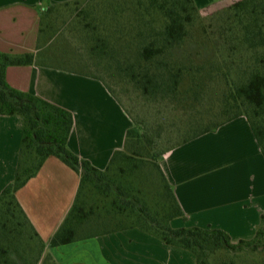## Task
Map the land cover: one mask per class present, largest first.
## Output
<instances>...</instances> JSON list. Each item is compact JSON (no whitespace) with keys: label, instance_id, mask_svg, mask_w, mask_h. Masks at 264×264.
I'll return each instance as SVG.
<instances>
[{"label":"trees","instance_id":"obj_1","mask_svg":"<svg viewBox=\"0 0 264 264\" xmlns=\"http://www.w3.org/2000/svg\"><path fill=\"white\" fill-rule=\"evenodd\" d=\"M88 1L75 0L44 8L36 53L0 52V115L23 119L15 177L0 193V264H38L41 259L43 242L20 206L16 192L37 175L49 157L59 159L80 177L73 205L51 238V247L136 228L167 246L191 253L195 264H211V257L218 252L238 254L264 249V217L252 239L237 243L218 229L171 227L170 222L183 217V213L157 159L175 146L162 152L153 151L152 145L146 144V133L132 122L134 126L126 132L122 150L113 153L104 170H98L67 147L73 125L69 111L7 84L5 72L8 67L48 63L50 58L42 55L41 42L66 9L74 14L72 18L78 19L87 45V57L95 70L109 72L114 69V73L138 87L147 97L176 98L187 79L191 82L190 91L197 96L202 92L203 79L213 78L211 70H194L177 64L175 59L177 51L183 48L200 21L194 0H99L84 8L82 5ZM217 18L221 23L217 31L219 38L224 36L231 40L222 63L244 57L248 62L240 63L235 69L232 66L223 67V70L217 68L216 73L224 81V90L220 94L218 110L211 109L214 120L201 125L202 120L193 117L187 136L180 144L244 116L264 157V0H238L217 13ZM201 28L206 32L205 26ZM127 36L131 38L132 46L124 40ZM70 72L101 81L120 104L103 77ZM146 164L154 166L161 179L164 203L157 210L137 195L138 190L129 180L135 170ZM95 197L103 201L102 207ZM118 217H125L129 223L123 224L122 219L117 221ZM100 219L104 224L96 226L102 231L89 235L80 232L84 226ZM108 220L116 221L113 228H108ZM33 239L39 246L35 259L23 254L32 251ZM20 249L25 251L20 253ZM11 253H17L18 258H12ZM41 264L56 263L46 254Z\"/></svg>","mask_w":264,"mask_h":264},{"label":"crops","instance_id":"obj_2","mask_svg":"<svg viewBox=\"0 0 264 264\" xmlns=\"http://www.w3.org/2000/svg\"><path fill=\"white\" fill-rule=\"evenodd\" d=\"M75 0H0V52L36 53L41 12ZM237 0H194L199 12ZM7 84L69 111L68 149L98 170L123 148L133 126L124 108L97 79L51 65L6 69ZM23 119L0 115V193L15 177ZM157 164L183 217L172 228L218 229L233 243L250 240L264 217V157L244 116L165 152ZM79 175L49 157L16 198L56 264H195L189 252L136 228L51 247L70 211Z\"/></svg>","mask_w":264,"mask_h":264},{"label":"rangeland","instance_id":"obj_3","mask_svg":"<svg viewBox=\"0 0 264 264\" xmlns=\"http://www.w3.org/2000/svg\"><path fill=\"white\" fill-rule=\"evenodd\" d=\"M98 1L89 0L82 6L85 8ZM231 4V2H228L227 5L214 7L203 14L200 13V21L193 29L189 40L181 50L177 51L178 55L175 58L177 64L192 67L194 70L203 68V72L211 70L212 75H214L211 79L207 77L203 79L202 92L197 96L193 90L190 91L191 82L189 79L184 82L180 88L179 96L176 98H166L161 95L147 97L142 94L138 87L114 73V69L109 70V72L107 70H95L94 64L87 57V45L81 35V26L77 23L78 19L72 18L74 14L69 9L62 12L60 21L52 26V30L46 33L41 42L42 55L50 58L48 63L42 64L68 71L85 74L93 73L103 77L113 90L121 106L132 119V122L137 123L146 133V144H151L153 151L162 152L183 141L187 136L189 122L193 117L198 116L202 120L201 125H206L214 120L211 109L214 112L218 110L220 94L224 90V81L219 77V73H216L217 68L221 67V70H223V67L232 66L235 69L240 63L248 62V58L244 57L222 63L224 59L226 60L231 40L229 38L226 40L224 36L219 38L217 31L221 23L218 21L217 13L224 11ZM202 25L205 26L206 32L202 30ZM127 35H130V33ZM129 38L127 36L124 40L132 46L130 43L131 38ZM123 43L126 44V42ZM129 180L138 190L137 195L152 209L157 210L164 203L161 179L154 166L150 164L141 166L134 171ZM95 199L97 198L95 197ZM97 201H99V207H102L103 201L100 199H97ZM102 215L104 216L103 212ZM120 219H122L123 224L129 223L125 217H118L117 221ZM114 223L116 221L108 220V228H113ZM96 224L102 225L104 222L102 219L97 223L92 222L84 226L80 232L83 231V235L98 233L101 229ZM31 247L32 251L24 250V252L23 249H20V253L24 252L25 256L29 255L32 259H35L39 253V246L35 239L32 240ZM45 256L43 250L38 264L42 263ZM11 257L17 259L18 254L11 253ZM210 263L264 264V249H259L256 252L243 251L238 254L218 252L211 257Z\"/></svg>","mask_w":264,"mask_h":264}]
</instances>
